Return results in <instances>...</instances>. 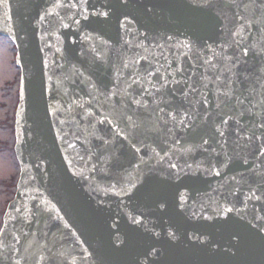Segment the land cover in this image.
I'll list each match as a JSON object with an SVG mask.
<instances>
[{
    "label": "water",
    "instance_id": "95a60500",
    "mask_svg": "<svg viewBox=\"0 0 264 264\" xmlns=\"http://www.w3.org/2000/svg\"><path fill=\"white\" fill-rule=\"evenodd\" d=\"M73 2L0 0L21 69L0 264H152V246L156 264H264V128L221 95L264 63L244 55L264 42V0H89L88 20Z\"/></svg>",
    "mask_w": 264,
    "mask_h": 264
},
{
    "label": "snow or ice",
    "instance_id": "6c2138e0",
    "mask_svg": "<svg viewBox=\"0 0 264 264\" xmlns=\"http://www.w3.org/2000/svg\"><path fill=\"white\" fill-rule=\"evenodd\" d=\"M234 3V0H233ZM89 4V0H75V2L70 3L69 7L70 8H78L79 11L77 12V15L81 16L84 20L89 19V9L85 5ZM122 6H126V0H121ZM209 7H213L212 3L209 2ZM233 6V5H231ZM254 6V5H253ZM235 7L241 8V16L242 18L244 17V14L247 12L249 9V3H241V4H235ZM262 8H264V4L261 5ZM92 12L90 15L92 17H95L96 22L99 23H105L107 22L112 15V9L109 5L107 4H101L99 8H96L95 5H92ZM43 19V17H41ZM127 19V14H125V20ZM253 19H255V13L253 15ZM75 23L79 24V20H75ZM121 25L123 26V22H121ZM67 27L68 25H64ZM238 32H229V35H238ZM239 43V42H237ZM257 43L260 44V49L259 51H255V47H246L244 49V55L247 56L248 52L251 50L253 51L254 56H259L260 61H264V42L258 41ZM227 60L231 64H236L237 58L235 56H229L228 54L224 53L223 47L221 49V54H220V62L222 63L223 61ZM127 67V65H125ZM152 75V73H149ZM218 79V77H217ZM238 79L242 84H244L245 81H247L249 84H251V88L245 87L244 91H241L238 95L235 94L233 88L230 86L231 81L229 78H225V80L222 82V87H224L226 90L222 92V97H223V105L224 108H229L231 106V110L235 112L237 108L239 107L240 109H243L248 115L252 117H259V126L261 128H264V63H258L256 66L250 68V69H245L243 74L238 73ZM245 92H247V95H245ZM259 96V99H256V97ZM245 105H247L245 107ZM219 107V105H218ZM173 119H176V116L173 115ZM130 119V118H129ZM181 124H185V120H180ZM228 120H221V125H227ZM216 132L219 134L220 137L225 136V132L221 130V128H216ZM255 133H253L254 135ZM202 144L207 145L208 140L202 138ZM188 151H191V149H188ZM190 167V166H189ZM213 165L209 164V170ZM169 168L170 169H179L178 172L172 173L169 172L168 174V179L171 178L172 175H176L177 178H179L180 172H183L184 169L183 167L179 166L176 163H169ZM217 175L219 173L217 172ZM254 195V193H253ZM159 207L164 208L165 203L163 201L159 202ZM225 213H231L233 211L232 208H225L223 209ZM193 216L197 215L195 212L192 214ZM227 222V221H226ZM134 223L140 224V220H134ZM261 228H264V225H261ZM157 237L159 236V233L155 234ZM233 235H236V233H233ZM168 236L172 239H176V235L174 232H169ZM199 239V237H197ZM241 241L237 240L236 244L232 245L233 247H237ZM227 251V250H226ZM235 255V253H232ZM145 256L151 255L153 257V262L152 264H156L157 260L160 258V250L152 246L148 252L144 253Z\"/></svg>",
    "mask_w": 264,
    "mask_h": 264
},
{
    "label": "rangeland",
    "instance_id": "374dc122",
    "mask_svg": "<svg viewBox=\"0 0 264 264\" xmlns=\"http://www.w3.org/2000/svg\"><path fill=\"white\" fill-rule=\"evenodd\" d=\"M16 52L11 39L0 36V209H4L13 198L20 174L18 160L12 150V125L19 101L21 77Z\"/></svg>",
    "mask_w": 264,
    "mask_h": 264
},
{
    "label": "flooded vegetation",
    "instance_id": "af4514ba",
    "mask_svg": "<svg viewBox=\"0 0 264 264\" xmlns=\"http://www.w3.org/2000/svg\"><path fill=\"white\" fill-rule=\"evenodd\" d=\"M10 201V200H9ZM8 203V202H7ZM8 205V204H7ZM7 205L4 209H0V230L2 228L3 225V219H4V213L6 211Z\"/></svg>",
    "mask_w": 264,
    "mask_h": 264
},
{
    "label": "trees",
    "instance_id": "16d2710c",
    "mask_svg": "<svg viewBox=\"0 0 264 264\" xmlns=\"http://www.w3.org/2000/svg\"><path fill=\"white\" fill-rule=\"evenodd\" d=\"M14 119H15V118H13V122H14ZM12 128H13V133H14V123H13V125H12ZM12 150H14V149L12 148Z\"/></svg>",
    "mask_w": 264,
    "mask_h": 264
}]
</instances>
